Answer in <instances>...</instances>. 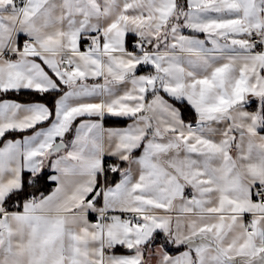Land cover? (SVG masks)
I'll use <instances>...</instances> for the list:
<instances>
[{"label":"snow or ice","instance_id":"snow-or-ice-1","mask_svg":"<svg viewBox=\"0 0 264 264\" xmlns=\"http://www.w3.org/2000/svg\"><path fill=\"white\" fill-rule=\"evenodd\" d=\"M0 264H264V0H0Z\"/></svg>","mask_w":264,"mask_h":264},{"label":"trees","instance_id":"trees-1","mask_svg":"<svg viewBox=\"0 0 264 264\" xmlns=\"http://www.w3.org/2000/svg\"><path fill=\"white\" fill-rule=\"evenodd\" d=\"M9 98H12V99L27 100V99H29L30 97H29L28 95H20L19 97L15 96V95H10Z\"/></svg>","mask_w":264,"mask_h":264},{"label":"crops","instance_id":"crops-1","mask_svg":"<svg viewBox=\"0 0 264 264\" xmlns=\"http://www.w3.org/2000/svg\"><path fill=\"white\" fill-rule=\"evenodd\" d=\"M108 124H109V125H113V120L110 119V120L108 121ZM113 126H121V125H113Z\"/></svg>","mask_w":264,"mask_h":264}]
</instances>
